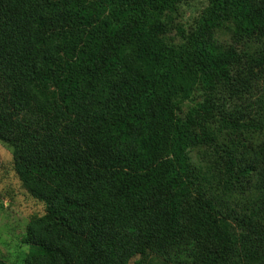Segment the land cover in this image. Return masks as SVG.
I'll return each mask as SVG.
<instances>
[{
	"label": "trees",
	"instance_id": "16d2710c",
	"mask_svg": "<svg viewBox=\"0 0 264 264\" xmlns=\"http://www.w3.org/2000/svg\"><path fill=\"white\" fill-rule=\"evenodd\" d=\"M182 1L0 0L24 264H264V0Z\"/></svg>",
	"mask_w": 264,
	"mask_h": 264
},
{
	"label": "rangeland",
	"instance_id": "374dc122",
	"mask_svg": "<svg viewBox=\"0 0 264 264\" xmlns=\"http://www.w3.org/2000/svg\"><path fill=\"white\" fill-rule=\"evenodd\" d=\"M210 2L183 0L175 13L178 26L185 31L191 29ZM27 177V169L15 160L12 149L0 141V254L9 264H24L28 257L45 253L25 243L24 238L31 220L48 217L56 203L34 198L25 187ZM149 257L146 264H168L154 255Z\"/></svg>",
	"mask_w": 264,
	"mask_h": 264
}]
</instances>
